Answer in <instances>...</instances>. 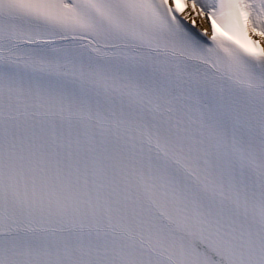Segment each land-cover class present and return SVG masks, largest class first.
I'll return each instance as SVG.
<instances>
[{
  "label": "snow or ice",
  "instance_id": "obj_1",
  "mask_svg": "<svg viewBox=\"0 0 264 264\" xmlns=\"http://www.w3.org/2000/svg\"><path fill=\"white\" fill-rule=\"evenodd\" d=\"M0 264H264V0H0Z\"/></svg>",
  "mask_w": 264,
  "mask_h": 264
}]
</instances>
